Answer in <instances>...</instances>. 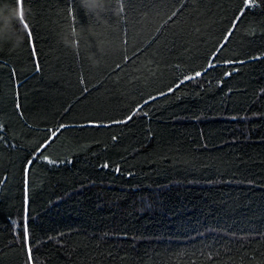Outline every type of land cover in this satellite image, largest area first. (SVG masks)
Returning <instances> with one entry per match:
<instances>
[{"label":"trees","instance_id":"16d2710c","mask_svg":"<svg viewBox=\"0 0 264 264\" xmlns=\"http://www.w3.org/2000/svg\"><path fill=\"white\" fill-rule=\"evenodd\" d=\"M240 8L24 0L32 51L0 0V264L25 220L35 264H264V0L225 43Z\"/></svg>","mask_w":264,"mask_h":264},{"label":"snow or ice","instance_id":"6c2138e0","mask_svg":"<svg viewBox=\"0 0 264 264\" xmlns=\"http://www.w3.org/2000/svg\"><path fill=\"white\" fill-rule=\"evenodd\" d=\"M88 3L92 6L95 5L96 0H88ZM14 4L17 7V9L20 10V18L18 21L15 22V25L17 28H24V33L26 34L27 37V43H26V47H28L30 50L34 51V45H33V37H32V32L29 28V24L25 21L24 19V14H23V4H24V0H14ZM255 6V0H241V8L237 11V14L234 15L232 22L229 24L228 29L225 32V36H224V42L226 43L229 37H232L233 33L238 30V25L243 23V19L245 17V11H250L253 7ZM175 11H173L171 13V16L169 17L171 19L172 16H175ZM26 25V27H25ZM224 47V43H221L219 45V48L222 49ZM219 51V49H217V52ZM261 57H253V59H259ZM215 61V57H213L212 59L209 60V62L207 63V66L204 69V73H206L209 69L215 68L218 66V64ZM245 63V61L243 60H237V61H225L224 64L228 65V64H242ZM238 71V69L233 68L229 71H225L224 75L227 76H231L233 74V72ZM202 72H196L194 74V76H186L183 80L179 81V83L176 84V88H179L181 84L185 83L188 80H193L196 79L200 76H202ZM83 91H87V88L82 89ZM174 88H170L169 92L174 91ZM161 95H166V93H161ZM157 99V97H150L149 99H146L143 101V103L141 105H139L138 107H136L130 114H128L125 118L121 119V120H113L111 122V124H96L94 122H90V126L93 127H111L113 124H126L128 123V121H131L133 119L134 116H136L141 109L144 107L145 104H149L151 102V100H155ZM17 107H19V105H17ZM145 116H147V112L143 113ZM66 127V125H60L59 129L57 131H49V137L48 139L44 142L43 145L39 146L38 148V152L39 151H43L44 148H47L48 144L52 142L53 138H55L58 134L59 131H62L63 128ZM113 139H116V137H113ZM35 158V157H34ZM43 160H45L47 163L49 164H53L54 161H52L51 159H49L47 156H43L41 157ZM32 166V161H28L26 163V180H27V169L30 168ZM103 167L107 168L108 165L104 164ZM117 171H119V169H117ZM21 232L23 234V249L25 252V264H35L34 258H33V252H32V245L35 244V241L30 239V235L28 232V227H27V223L26 220L25 222L22 224L21 226ZM19 234V233H18Z\"/></svg>","mask_w":264,"mask_h":264}]
</instances>
